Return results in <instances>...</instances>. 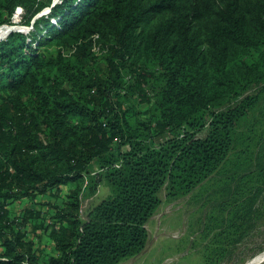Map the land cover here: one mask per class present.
I'll list each match as a JSON object with an SVG mask.
<instances>
[{"label": "trees", "instance_id": "trees-1", "mask_svg": "<svg viewBox=\"0 0 264 264\" xmlns=\"http://www.w3.org/2000/svg\"><path fill=\"white\" fill-rule=\"evenodd\" d=\"M17 7L29 29L0 41V264H119L162 189L227 171L254 133L264 0H0V25ZM244 145L235 167L255 184L232 194L230 227L264 188V131Z\"/></svg>", "mask_w": 264, "mask_h": 264}, {"label": "rangeland", "instance_id": "rangeland-1", "mask_svg": "<svg viewBox=\"0 0 264 264\" xmlns=\"http://www.w3.org/2000/svg\"><path fill=\"white\" fill-rule=\"evenodd\" d=\"M20 12L21 8L17 7L12 23L7 25L20 26ZM255 109L249 125L254 128V133L248 131L247 124L240 128L228 155L227 171H217L185 195L168 196L167 191L162 189L159 192L160 205L146 223L148 238L144 249L119 264H248L264 252V188L245 217L238 214L231 227L227 223L238 204V200L231 201L232 194L240 198L241 187L251 182L255 184L241 175L251 170L252 166L248 169L235 167V164L245 148L244 144L249 141L254 143L259 133L264 131V93ZM255 155L253 153L252 157ZM234 170L236 174H233ZM62 189L65 191V186ZM106 193L107 190L100 187L89 202H84L82 215L85 216L88 204L97 203ZM46 199L47 196H38L33 204L39 207L38 203ZM28 202L29 199L14 201L10 209L18 211ZM43 250L50 251V246H45ZM256 264H264V259Z\"/></svg>", "mask_w": 264, "mask_h": 264}, {"label": "water", "instance_id": "water-1", "mask_svg": "<svg viewBox=\"0 0 264 264\" xmlns=\"http://www.w3.org/2000/svg\"><path fill=\"white\" fill-rule=\"evenodd\" d=\"M54 4L55 3L53 2L52 5H54ZM42 14H45V12H41L38 16H40ZM3 25L4 26H7L8 29H7L6 33L0 38V41L3 40V39H5L7 37V35H9L13 31L24 32V31H26L28 29V27H25V26H22V25H20V26H18V25H7V24H3Z\"/></svg>", "mask_w": 264, "mask_h": 264}, {"label": "bare ground", "instance_id": "bare-ground-1", "mask_svg": "<svg viewBox=\"0 0 264 264\" xmlns=\"http://www.w3.org/2000/svg\"><path fill=\"white\" fill-rule=\"evenodd\" d=\"M8 27L7 26H0V38L6 33ZM264 259V252L260 255L254 257L251 261L248 262V264H256Z\"/></svg>", "mask_w": 264, "mask_h": 264}, {"label": "crops", "instance_id": "crops-1", "mask_svg": "<svg viewBox=\"0 0 264 264\" xmlns=\"http://www.w3.org/2000/svg\"><path fill=\"white\" fill-rule=\"evenodd\" d=\"M48 246H50V251H53V248H51V245H48Z\"/></svg>", "mask_w": 264, "mask_h": 264}]
</instances>
